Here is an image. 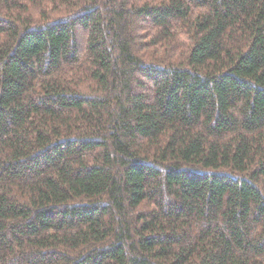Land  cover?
Masks as SVG:
<instances>
[{
  "label": "trees",
  "instance_id": "16d2710c",
  "mask_svg": "<svg viewBox=\"0 0 264 264\" xmlns=\"http://www.w3.org/2000/svg\"><path fill=\"white\" fill-rule=\"evenodd\" d=\"M0 264H264V0H0Z\"/></svg>",
  "mask_w": 264,
  "mask_h": 264
}]
</instances>
